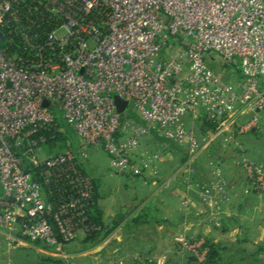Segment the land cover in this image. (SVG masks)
<instances>
[{
  "label": "built area",
  "instance_id": "built-area-1",
  "mask_svg": "<svg viewBox=\"0 0 264 264\" xmlns=\"http://www.w3.org/2000/svg\"><path fill=\"white\" fill-rule=\"evenodd\" d=\"M262 109L264 0H0V241L65 258L85 231L92 178L77 152L40 156L65 130L58 113L79 152L102 147L116 172L160 177L152 133L187 146L184 177L219 220L232 200L222 169L192 183L191 165L220 138L238 145L236 134L264 130ZM189 117L211 129L200 135ZM237 163L264 201V166L246 154ZM41 166L52 201L32 174ZM176 240L205 264V242Z\"/></svg>",
  "mask_w": 264,
  "mask_h": 264
},
{
  "label": "crops",
  "instance_id": "crops-1",
  "mask_svg": "<svg viewBox=\"0 0 264 264\" xmlns=\"http://www.w3.org/2000/svg\"><path fill=\"white\" fill-rule=\"evenodd\" d=\"M259 115L264 123V109ZM187 124L200 135L211 129L203 119L189 117ZM262 135L264 130L257 129L236 134L238 145L226 144L220 138L191 165L192 183H209L214 168L222 169L232 200L222 207L219 220L211 219L205 194L185 179L182 170L189 149L178 142L156 133L145 139L146 145L160 154V177L156 181L122 172L124 179L119 182L84 164L99 183L102 219L114 228L95 246L84 242L86 233L80 230L77 239L64 247L67 257L56 255V248L52 256L63 258L67 264H197L192 255L180 250L176 237L184 236L218 244L219 264H264V201L237 163L238 157L246 154L264 166V142L253 138ZM5 246L0 243L2 253ZM8 252L12 258L18 255L14 249Z\"/></svg>",
  "mask_w": 264,
  "mask_h": 264
},
{
  "label": "trees",
  "instance_id": "trees-1",
  "mask_svg": "<svg viewBox=\"0 0 264 264\" xmlns=\"http://www.w3.org/2000/svg\"><path fill=\"white\" fill-rule=\"evenodd\" d=\"M60 126V125H59ZM65 130H56V137L54 139L47 140L46 143L51 144L55 143L56 141L62 142L64 145L71 142V145L74 144V136L72 135L73 130L70 127H64ZM45 135L49 136L50 132H44ZM78 160V157L76 158ZM79 168L90 178H92V195L89 200V206L87 211V220L81 224V227L85 229V239L84 242L89 246H95L98 245L104 237L109 233L113 226L105 225V222L102 219V210L99 207L98 200L101 197L100 191H99V183L98 180L93 178L87 171L84 163L80 162ZM45 170L44 166H41L40 168H34L32 169L33 177L40 182L42 185V189L45 194V198L47 201H52V195L50 194V190L54 189L55 184L53 182H47L44 176L42 175L43 171ZM46 171V170H45ZM61 184L63 181L60 182ZM52 225L55 229H57L56 222L54 220H51ZM60 240L63 241V238L60 236ZM206 246L209 248V255L207 258V261L205 264H219V261L221 259V248L218 244H212L210 242L205 243ZM37 245L42 244L40 242H37ZM41 264H67L66 261L63 258L55 257L52 255L43 256L41 259Z\"/></svg>",
  "mask_w": 264,
  "mask_h": 264
},
{
  "label": "rangeland",
  "instance_id": "rangeland-1",
  "mask_svg": "<svg viewBox=\"0 0 264 264\" xmlns=\"http://www.w3.org/2000/svg\"><path fill=\"white\" fill-rule=\"evenodd\" d=\"M224 78L226 80L231 79L229 77V74L226 72L224 74ZM48 104L47 101L44 102L43 105ZM58 123L61 127H70L68 125V123L66 122V120L62 117L61 113H58ZM71 128V127H70ZM72 135L74 136V144L73 146L71 145V142L64 145L62 142L60 141H56L55 143H43L41 144V148L43 150L41 151V155L43 156L44 154L47 153V155H59L62 153H65L67 151H69L70 149H73L74 152H77V157L78 160L84 164H86L87 166H91L92 168L95 169V171L97 173H102V175L104 177H107L108 179H114L116 181H122L124 179V176H122L121 172H116L114 169H112L111 165H110V157L107 154V152L102 148V147H98V149L95 148H91L90 150L86 151V155L82 154V152L78 150V146H77V139L75 134L72 132ZM254 141L258 142V143H263L264 142V135L262 136H253ZM252 138V139H253ZM88 152V153H87ZM44 153V154H43ZM89 164V165H88ZM96 173V174H97ZM2 244H5V250L2 253L1 252V247H0V264H5V263H9V264H41V259L43 256H47V253L44 252V247L40 245V248L37 247H26L23 248L22 246H16L14 248L8 246L6 243L1 242ZM10 249H14L17 250V256L15 258H12L10 253L8 252V250Z\"/></svg>",
  "mask_w": 264,
  "mask_h": 264
},
{
  "label": "water",
  "instance_id": "water-1",
  "mask_svg": "<svg viewBox=\"0 0 264 264\" xmlns=\"http://www.w3.org/2000/svg\"><path fill=\"white\" fill-rule=\"evenodd\" d=\"M115 102H116V105H117V108H118L119 112L124 111V109L127 107V101L121 99L119 96L115 97ZM46 105H48V104H46ZM27 172H29V170H27Z\"/></svg>",
  "mask_w": 264,
  "mask_h": 264
}]
</instances>
